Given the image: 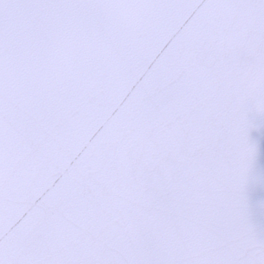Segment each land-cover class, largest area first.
Returning a JSON list of instances; mask_svg holds the SVG:
<instances>
[{"label":"snow or ice","instance_id":"6c2138e0","mask_svg":"<svg viewBox=\"0 0 264 264\" xmlns=\"http://www.w3.org/2000/svg\"><path fill=\"white\" fill-rule=\"evenodd\" d=\"M0 264H264V0H0Z\"/></svg>","mask_w":264,"mask_h":264}]
</instances>
